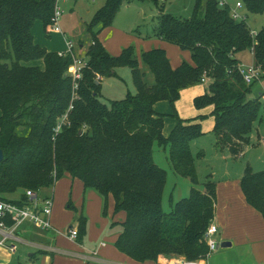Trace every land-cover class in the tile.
<instances>
[{
	"label": "trees",
	"instance_id": "trees-1",
	"mask_svg": "<svg viewBox=\"0 0 264 264\" xmlns=\"http://www.w3.org/2000/svg\"><path fill=\"white\" fill-rule=\"evenodd\" d=\"M137 1L159 5L161 12L147 38L189 52L192 63L183 61L174 68L163 49L143 52L141 60L133 46L119 56L109 54L99 36L112 28L122 6L132 0H105L86 24L91 42L85 55L80 57L74 46L73 55L87 64L74 90L69 75L74 56L49 52L34 41L37 21L46 33L52 31L55 0H0V150L4 153L0 199L22 206L26 191L40 193L69 175L105 198L104 216L110 197L114 215L125 214L123 222L111 227L120 229L115 248L133 261L166 264L173 257L206 259L209 246L204 237L216 217L217 183L209 179L200 184L191 149V143L203 135L204 116L182 120L176 113L178 124L165 137L166 116L154 107L166 101L176 112L181 93L207 79L205 94L194 100V106L198 111L213 107L218 143L233 156L243 154L255 125L262 121L264 102L263 95L252 99L256 83L247 85L238 67L250 54L264 73V28L253 38L247 24L234 21L230 8H220L214 0H196L188 19L165 14L159 0ZM242 2L249 16L264 15V0ZM84 47L79 42L78 50ZM40 60L44 70L25 65ZM141 63L154 77L152 86ZM122 68L131 70L136 93L104 103L97 77H117ZM66 114L68 122L57 133ZM155 145L170 148L174 172L192 184L190 196L170 212L163 208L168 173L155 162ZM240 187L247 204L264 218V171L246 168ZM18 192H22L18 200L7 197ZM77 224V241L83 243L87 218L81 215Z\"/></svg>",
	"mask_w": 264,
	"mask_h": 264
},
{
	"label": "rangeland",
	"instance_id": "rangeland-1",
	"mask_svg": "<svg viewBox=\"0 0 264 264\" xmlns=\"http://www.w3.org/2000/svg\"><path fill=\"white\" fill-rule=\"evenodd\" d=\"M132 1L134 2H132L133 4L131 6L127 5V3L122 6L121 12L118 13L112 26L113 33L109 34H112L111 38L116 34V38L120 41L123 38L124 41L127 39V41L130 42L129 45L135 48L141 60L142 53L145 52L146 47H148V42L134 39L131 35L133 30L141 26L142 28H140V31L145 35L148 31H152L153 28H155L158 23L157 16H160L157 10L159 5L157 6L152 2H147L143 6L140 4L141 2L137 0ZM77 2L78 5L75 6L74 4ZM104 2L105 0H98L96 3H92L91 0H68V2L62 4L61 8L64 10V14L60 21L62 31L58 33L51 32V41H53V45H55L56 48L60 46L68 48V38L65 36L66 34L69 36V39H71L70 41L73 42L79 56L83 57L91 42V36L87 33L86 23H90L95 11L102 7ZM159 4L161 7L165 8V14H171L180 19H188L192 15L195 0H159ZM144 8L146 11H144ZM151 10L157 11L152 12ZM249 27L256 31H260L264 28V15H250ZM41 36L44 39H48L42 31ZM108 37L109 36H107V38ZM150 39L155 40L154 38ZM148 41L152 44L150 40ZM79 42L85 43V47L81 51L78 50ZM172 51L170 57L175 63L181 62L182 64L183 61L192 63L188 52H183L178 47ZM249 56L251 58L250 54L244 56L245 63L247 64L252 63L251 61L254 62V58L250 60L246 59ZM141 64L142 71L147 74L146 82L149 86H152L155 83L154 77L150 73V70L144 66L143 63ZM102 85L103 96L101 99L107 104H110L112 101L124 99L128 93H136L132 72L129 68L120 69L117 79L110 78L108 81H104ZM206 89L207 86L205 84H199L191 87L182 94L177 105L180 117L190 120L198 116V112L194 106V100L196 97L200 96V94H204ZM252 89V99L258 98L262 93V102H264V78L256 82ZM210 110L211 107H208L202 114L205 116L202 120L203 135L191 143V149L196 159L200 184H204L211 179L218 184V187L220 183L226 187L228 182H231L232 185H235V182L239 184L238 180L243 177L245 169L248 167H251L254 172L264 171V112L261 111L262 121H259L255 125L251 135V146L242 154L240 159H236L232 155L230 149L218 143L216 134L214 133L215 120L210 116ZM170 122L171 120L168 118V123ZM169 150V147L163 148L158 145L154 147L155 162L168 173V183L163 199V208L166 212H170L174 205L180 200L189 197L192 189V184L188 179L174 172L168 159ZM18 194V196H20L22 192H18ZM53 197L55 204L53 219L59 236L63 235L65 238L70 226L77 229L78 217L83 215L88 221V233L83 244L92 248L98 246L102 242H106L108 245L106 251H114L113 249L115 248L116 242L115 231L111 229V226L122 218V213L116 216L114 215V201L112 197L108 200V214L104 216L103 209L105 198L100 196L95 190H86L82 181L74 179L69 175L65 176L56 184ZM218 237L219 235L216 236L217 239ZM88 242L92 243L90 244L91 246H89ZM218 252L212 257L213 260H217L216 255H222L221 260L239 264L245 260L247 252L250 254V257L255 258L250 261V264H264V239L253 241L251 244L249 243V246L240 247L235 245L230 249L221 248ZM176 258L181 257H173L167 263Z\"/></svg>",
	"mask_w": 264,
	"mask_h": 264
},
{
	"label": "crops",
	"instance_id": "crops-1",
	"mask_svg": "<svg viewBox=\"0 0 264 264\" xmlns=\"http://www.w3.org/2000/svg\"><path fill=\"white\" fill-rule=\"evenodd\" d=\"M91 1L92 3H96L98 0H91ZM230 1L231 3H234L237 0L235 1L230 0ZM65 2H68V0L64 1L62 4H64ZM132 2L127 3V5L131 6L133 4ZM140 4L144 6L145 3L141 2ZM74 5L77 6L78 2ZM157 10L159 12L158 14L160 15L161 12L159 11L158 7ZM144 11H146L145 8ZM151 11L153 12L154 10ZM157 18L159 19V16H157ZM88 23L89 22H87L86 24ZM140 28H142V26L138 27L136 30H133L131 37L137 40L148 42L147 43L148 47H146V51H151L153 49H163L167 52V55L170 58L171 64L174 68H177L181 65V62L180 63L176 62L177 63L176 64L174 61H172V58L170 57V55L173 52L172 50H175L177 46L169 44L165 41L156 38H154L155 40L148 39L147 35L152 33V31H148L147 34L145 35L144 33H141ZM41 31L44 32V35H46L48 39L47 38L44 39L41 36ZM109 33H113L112 28L104 30L100 34L99 38L109 54H111L112 56H119L125 48L130 46L129 45L130 42L127 41V39L125 40L126 41L125 42L124 38L120 41L118 38H116V34H114L113 38H111L112 34ZM33 36L35 43L43 48H46L49 52H56L59 54L69 53V46L68 48L62 46L56 48L55 45H53V41H51L52 40L51 32L46 33L44 24L41 21H37L35 23L33 27ZM65 36L68 38V42H69L71 39H69L68 35L65 34ZM107 36L109 37L107 38ZM148 40H150L152 44H150ZM189 55L191 57L190 53ZM246 59L247 60L253 59V56L251 55V58L249 56ZM241 60L243 61L242 63H245V57H243ZM251 62L254 63L253 61ZM25 65L29 67H39L42 70H44L45 68L44 62L42 60L30 62ZM118 77H119V70L117 77H113L111 79H117ZM109 79L106 78L102 79V84L104 81H108ZM189 89L184 90L181 93V96ZM204 94H200V96ZM262 95L263 94L261 93L260 96ZM179 101L176 104V112L174 111L171 104L166 101L159 102L154 107L157 113L166 116L165 128L163 132L165 137H169L178 124V120L174 117L176 113L180 119L189 120L180 117L178 111L179 109L177 108ZM205 110L206 109L201 111L197 110L198 116L195 117L194 119H197L199 116H203L202 114L205 112ZM212 111H213V107H211L210 112L212 113ZM1 116H2V111H1ZM168 118H170L171 120L170 123H168ZM250 146L251 145L247 146L244 152ZM241 157L242 154L239 156H234V158L236 159L238 158L240 159ZM241 178L240 180H238L239 184L235 182V185H232L231 182H228L226 187L221 183L218 187L217 184V205H216V217L214 223L218 229L217 236L219 235V237L218 239L216 238L217 241L221 243L224 242L231 243V247L225 249H230L235 245H238L240 247L249 246V243L251 244L253 241H259L264 239V218L258 211H256L247 204L242 190L240 191ZM55 186L50 189H43L39 194L42 197H48V196L53 197V191ZM18 195L19 194L16 193L15 195H9L7 197L10 200H18L20 198V196ZM54 209H55V204H54ZM121 215L122 218L119 221H116V223L124 221L125 214L122 213ZM52 222L54 225L53 217H52ZM77 228H78V224H77ZM111 229L115 231V241H116L120 234V229L112 228V227ZM62 236H59L57 228L44 231L30 223H26L22 225L17 231L16 244L18 248L16 253H11L7 248L0 247V264H153L151 262L137 263L132 259H130L129 257L125 256L124 254L120 253L116 248L113 249L114 251L108 252L106 251L108 248L106 242H102L98 246L89 248L88 246H85L83 244L84 242L79 243L77 240L76 241L71 240L67 237L64 238V236L63 237ZM88 244L89 246H91L90 244L92 243L88 242ZM217 252H215L207 259L206 261L207 264H235V263H230L226 260H225L226 262L224 260H221L222 255H216L217 260H213L212 257ZM253 259L255 258L250 257V254L246 252L245 260H243L239 264H244V263L250 264V261Z\"/></svg>",
	"mask_w": 264,
	"mask_h": 264
},
{
	"label": "built area",
	"instance_id": "built-area-1",
	"mask_svg": "<svg viewBox=\"0 0 264 264\" xmlns=\"http://www.w3.org/2000/svg\"><path fill=\"white\" fill-rule=\"evenodd\" d=\"M64 1L66 0H55V13L52 18L54 26L51 32L58 33L62 31L60 21L64 14V10L61 8V5ZM214 1L218 3L220 8L229 7L232 19L236 22L245 23L249 27V14L246 11L242 0H237L234 3H231L230 0ZM250 32L253 38H256L259 34V31L251 28ZM68 46L69 53L73 55V42L69 41ZM86 66V62H84L81 58L74 56V63L69 69V75L74 81V90L78 89V81L82 79V71ZM238 72L247 85H252L260 81L264 75L261 68L257 67L254 63H241L238 67ZM97 80L102 81V78L98 76ZM202 81L205 84L207 79L204 78ZM67 122L68 114L64 115V117L60 120L56 132L59 133ZM26 197L27 202L22 206L0 199V247L7 248L11 253L17 252V231L22 225L30 223L44 231L55 229L52 222L54 212L53 197H42L39 193L30 190L26 191ZM10 222H12V224H10ZM217 233V226L215 223L211 224L204 237L209 246V254L206 259L189 261L185 258H176L166 264H207V259L213 253L221 249L222 243L217 241ZM78 235V228H72L66 233L67 238L75 241L77 240Z\"/></svg>",
	"mask_w": 264,
	"mask_h": 264
},
{
	"label": "water",
	"instance_id": "water-1",
	"mask_svg": "<svg viewBox=\"0 0 264 264\" xmlns=\"http://www.w3.org/2000/svg\"><path fill=\"white\" fill-rule=\"evenodd\" d=\"M3 159H4V153L2 150H0V164L2 163ZM229 247H231V243L229 242H224L221 244V248H229Z\"/></svg>",
	"mask_w": 264,
	"mask_h": 264
}]
</instances>
